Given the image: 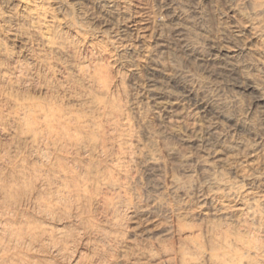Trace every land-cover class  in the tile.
<instances>
[{"label":"rangeland","instance_id":"374dc122","mask_svg":"<svg viewBox=\"0 0 264 264\" xmlns=\"http://www.w3.org/2000/svg\"><path fill=\"white\" fill-rule=\"evenodd\" d=\"M250 7L245 0H0V178L35 171L55 195L41 194L35 180L15 201L0 197V225L14 220L5 222L10 235L24 217L27 226L54 223L43 217L46 201L57 213L70 207L58 228L71 235L61 255L13 239L5 260L182 264L189 237L207 243L229 231L231 240L242 233L261 246L248 261L264 264V218L222 215L233 202L219 195L250 189L264 207V189L251 181L264 182V118L254 93L236 86L253 79L264 87V22L262 35L245 40L251 50L236 57L238 66L222 69ZM164 101L172 103L168 112ZM209 130L222 140L217 161L202 143ZM234 142L239 149L228 150ZM248 146L254 152L245 157ZM70 172L78 195L61 188L71 186ZM209 189L212 202L204 199ZM9 235L0 233L1 245ZM206 258L200 264H210Z\"/></svg>","mask_w":264,"mask_h":264},{"label":"bare ground","instance_id":"6f19581e","mask_svg":"<svg viewBox=\"0 0 264 264\" xmlns=\"http://www.w3.org/2000/svg\"><path fill=\"white\" fill-rule=\"evenodd\" d=\"M245 1H246V3L250 4L251 7H250V10L247 12V20H246V22H244L240 26H238V25L234 26V31H232V32H233V41H235V43H231L232 44V48H227L229 50H224L226 52L225 57L222 59L224 61V63L222 64V65H224V68H222V67L221 68L225 69V70H234L238 66V61L236 60V57L238 55L244 54L245 51L247 53V52H249L251 50L249 47H247V45L245 46V43H246L245 40L247 38L256 39L258 36L262 35V33H263V25L261 24V22H264V17L260 18L258 16L259 15L264 16V0H245ZM261 52H263V49L261 50ZM259 57L260 56L256 57L257 61H261V59ZM20 75H22V74H20ZM21 78H22V76H21ZM236 86L238 88H240V89L243 88V90L249 91V93H254V96H253V100L254 101L253 102H254L255 106L260 109V112H261V114L263 115V118H264V87L261 86L260 84H258L253 79H250V80H248V82H245V86L240 85V84H238V85L236 84ZM159 104L161 105L163 110L168 112V110H170V107H171L170 105L172 103L170 104L169 101H164V102H161ZM47 116H48V114H47ZM48 117H50V116H48ZM48 120H50V118ZM48 120H46V122ZM53 120L54 119H52V121ZM24 123L27 125V129H28L27 131L33 132L34 128L31 126V123H28L27 120H25ZM48 131H50V129ZM205 134H206L205 137L202 138V143H204V148L207 150L208 156H210L213 160L217 161V158H218L217 146L220 145L221 142H222L221 137L218 134H216L215 131H213V130H209V132H207ZM35 135H36V133H35ZM39 139L40 138H33V141L34 142L35 141L38 142ZM239 146H241V143L234 142V143H231V144L227 145L226 148L228 150L234 151V150H238ZM253 152H254V148L252 146H248V147H246V153H245L244 156L245 157L252 156ZM219 163H222V162L219 161ZM206 164H207L208 167L211 166V165H209V163H206ZM20 170H18V171H20ZM59 170H60V172L66 173V174H68V171H69V170H65V168H63V167L60 168ZM18 171L15 172L17 175L12 173V174L15 175V177H13V175L11 173H8V175L9 174L12 175V179L10 181H7L6 179L0 178V193L2 194V196H0V197L1 198L3 197V200H5V202H11V200H13V199L15 201V196H18V194H20V193L22 194L23 192H26L27 189H25V187H27V185L28 186L29 185H32V186L35 185L34 184L35 180L39 181V184H40L41 189H42L41 194H43L45 196H48L49 199H50V197L53 198V196H55V195H53L54 193L52 194L53 187H49L50 180L48 181L49 184L45 183L44 180H43L44 176H43V179L39 178L41 176L39 175V177H38L37 173L35 171L34 172L31 171L32 173H36V174H33V175H32V173L30 171H28L29 172L28 174L31 173L30 176H28L27 174H24L25 172L27 173V171H24L23 174H19ZM70 174H71V172H70ZM3 175H4V173H3ZM59 176L60 175L57 176V179L59 178ZM66 176H68V175H66ZM66 176H64V177L67 178ZM3 177H5V176H3ZM64 177H62V180H64L63 179ZM68 177L70 178V179L69 178H67V179H69V182H70L71 186H68V187L65 188V186H67V185L65 184V186L62 187V185H64V184H62L61 188L63 190H66V191H64V192H66L65 193L66 196H68L70 194H72V195L77 194L78 191H79V187H77L78 184H75V183H77L76 179H75V175L71 174ZM47 179H49V178H47ZM60 180L58 179V181H60ZM62 180H61V182H62ZM72 181H74L75 183H73ZM251 181L253 183H257L258 186H261L264 189V182L263 181H260L257 178H253ZM64 182L69 184L68 181H64ZM214 183H216V181H213V180L210 181V184H214ZM152 187L155 190L160 189L159 182L155 181L154 184L152 185ZM170 187H171L172 190H176L178 188L177 182L171 181ZM209 188H211L210 185H209ZM74 189H77V190H74ZM63 190L60 189L61 192H59L60 194L57 192V195L59 194L60 196H62L63 195L62 194ZM212 190L213 189H209V195L204 197V199L207 200V202H212L213 201L214 193L212 192ZM73 191H74V193H73ZM26 195H27V193H26ZM219 195L223 199L232 200L229 203L233 202V204H230V205L227 204V205H229L228 207L231 208L230 210L220 211V213L222 215L232 216V215H235V213H239L240 215H244L243 217H245V219L246 218H251V219L264 218V207L261 205V203L259 201V197L257 195V192H254V191L248 189L246 191V193H244V195H242L241 193H239V191L237 189L228 188L226 191L220 192ZM23 196H25V194ZM27 196H29V195H27ZM63 197L64 198H69V197H65V196H63ZM59 198L60 197L58 196L55 199L59 200ZM62 198H60V199H62ZM26 199H27V197H26ZM14 201H12V203ZM9 204H11V203H9ZM155 204L159 205L160 203L155 202ZM0 206H1V204H0ZM9 206H12V205H9ZM43 206H44L43 207L44 209L41 207L42 210L45 211L43 213L44 214L43 217L44 218H49L50 220H53L54 223L51 222V223H46L44 225L43 221H42V223L40 225L37 224V222H36L37 225L35 223H32L33 224L32 226H30V225L27 226V224H23V222L25 223V221H28V220H24L25 219V217H24L23 218V222L21 221L22 219H20V221L22 222L23 226L24 225H26V226L23 227L22 225H20L21 224L20 223L19 225L22 226V227L16 229L17 231L14 230L15 232L12 231V233H10V235H9L8 233H5L7 229L5 230L4 226L10 224L14 220L11 221L12 219L9 217L10 221H11V222L9 221L10 222L9 223L8 221L5 220V219H7V217L5 219L3 218L4 219L3 220L4 225L3 224L0 225V233H2L4 235L5 234L9 235V240H7L8 238L6 239V242L8 241L7 245H5L6 243L2 244V245L0 244V254L3 255V256H0L1 257L0 261L3 260L4 263L8 262L9 264H12V263L13 264H17L18 260L13 259L16 255L13 257V254H11V255L9 254V253H11V251L9 252V250H8V245H10L9 242H11V240L13 241V239L15 240V242L17 241L16 244L19 243V245H21L22 242L25 241V239L27 238L28 239L27 242L28 241H31V242L33 241L32 243L39 244L40 250L42 252H44V251L47 252L48 249L51 250V251H54L56 254H59V255H61L62 252H64V251L68 252V247H69L68 245L71 242V238H70L71 235L68 232L67 233L64 232L63 229H62L63 227L62 228H58V225H61V222L65 218L67 211L69 212V208L70 207L67 208V209L65 207V209L63 211H61L62 213L61 212L57 213L56 212V208L54 207V205L51 206V203L48 204V202L43 201ZM2 208H3V206H2ZM7 209H9V207ZM8 211H6V212H8ZM145 213L146 214H150L151 211L147 210V211H145ZM59 214L63 215V216H58ZM6 215H9V214L7 213ZM9 216H11V215H9ZM1 217H2V215H1ZM11 217H13V216H11ZM0 221H2V218H0ZM5 222H8V224H6ZM8 227L11 228L10 225ZM179 227H180L181 230H186V228H187L186 224H184V223H181V225H179ZM4 230H5V232H4ZM229 234H230L229 231H225V233L219 234L218 237L208 240L207 243H202L201 241H199L197 236L193 237V238H192V236H191V238L189 237V241H187V244L185 243V244L182 245V248H181V251H180L181 252V262H182V264H200V262H201L200 259L205 258V257H207L206 260L208 259L210 264H242V261H244V260L245 261L243 262V264H245L246 261H247L246 264H249V261L252 263V260L249 259V258H252L251 254L253 253L252 254V256H253L254 253H256L255 250L259 251V249L257 250V249H255V247L257 246L260 249H262V247L258 246V244L256 246H254V241H252V239H251V243H253V245H252L250 243V240H248L246 237H244V235L242 233L238 234L237 237H235L236 239L234 238L233 240H231V237H230ZM12 237H15V238H12ZM4 240H5V238L3 239V241ZM20 241H22V242H20ZM15 242L13 243L14 247H16L15 246L16 245ZM25 243H26V241H25ZM27 244L28 243H26L25 246L23 244L22 247H24V249L27 248V246H26ZM32 245H34V244H32ZM10 246H9V248H10ZM28 246L32 247L30 244ZM11 249H13V247ZM32 249H33V247H32ZM7 250L9 252L8 254L12 257V260H11V258L8 260V257H6L7 261L5 260L4 256H5V252H7ZM15 250H16V248H15ZM19 250H21V249H19ZM22 252H24V251H22ZM262 252L260 251L256 255L260 256V253L263 255ZM186 254L188 255V259H187V255ZM195 254H197V255H195ZM198 254H201L200 257L198 256ZM194 255H195V257H194ZM246 256H247V258H246ZM63 257H65V256L63 255ZM243 257L245 259H243ZM255 258H256V256H255ZM22 259H26V258L22 257ZM248 259H249V261H248ZM10 260H11V262L13 260L17 261V262L14 263V261H13L11 263ZM26 261H28V260H26ZM22 262H23V260H22ZM0 264H3V263H0ZM34 264H36V263L34 262Z\"/></svg>","mask_w":264,"mask_h":264}]
</instances>
